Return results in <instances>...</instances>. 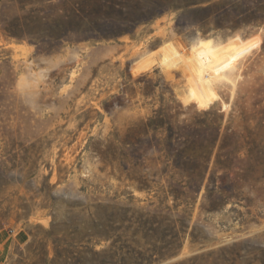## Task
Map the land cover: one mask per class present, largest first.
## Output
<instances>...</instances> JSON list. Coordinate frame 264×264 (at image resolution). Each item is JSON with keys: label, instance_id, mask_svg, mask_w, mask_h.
<instances>
[{"label": "rangeland", "instance_id": "obj_1", "mask_svg": "<svg viewBox=\"0 0 264 264\" xmlns=\"http://www.w3.org/2000/svg\"><path fill=\"white\" fill-rule=\"evenodd\" d=\"M197 36L242 47L207 109L184 64L133 75ZM123 215L128 243L171 240L153 264H264V0H0V264H77Z\"/></svg>", "mask_w": 264, "mask_h": 264}, {"label": "bare ground", "instance_id": "obj_2", "mask_svg": "<svg viewBox=\"0 0 264 264\" xmlns=\"http://www.w3.org/2000/svg\"><path fill=\"white\" fill-rule=\"evenodd\" d=\"M190 41L192 50L188 57H183L179 45L168 39L160 44L157 60L141 57L132 73L139 76L156 63L163 73L169 74L184 64L191 73L186 92L187 101L194 102L198 108L207 109L217 99L213 90L215 84L231 82L228 69L242 52V47L236 38L221 41L219 37L197 36Z\"/></svg>", "mask_w": 264, "mask_h": 264}, {"label": "trees", "instance_id": "obj_3", "mask_svg": "<svg viewBox=\"0 0 264 264\" xmlns=\"http://www.w3.org/2000/svg\"><path fill=\"white\" fill-rule=\"evenodd\" d=\"M197 4L198 3L194 1H186L184 6L186 8L195 7ZM207 9L208 7H195L191 9L190 12H204ZM174 166L178 168V163H175ZM192 176H195L196 178H198V180H201L202 178L201 172H195V175L194 173L189 175L191 183H193ZM174 196L175 198H177L176 195ZM138 215V219L136 220L142 221L143 214L140 213ZM130 219H132V217L126 218L123 215L119 219L121 223L116 225V219L112 218L110 219L111 221H109L108 224L96 225L95 228H97V233H92L91 231L79 236L77 239V245L81 244L82 242H90L93 235L98 236L97 238L102 237L105 241H109L110 243L106 249H103L101 251H95L88 248L84 250L77 249V264H153L155 261L163 258L171 251V240H166L164 238H159V241H146V243L144 244H140L136 240L132 241V244H130L127 240H123L122 234H118V232L122 228L123 221L127 220L129 222ZM154 219L155 218L152 215L149 220L145 219L144 223L149 221L148 223L152 224V221H154ZM152 231L155 233L156 229ZM86 235L88 236L87 239H85ZM147 244L149 245V247H146ZM239 254L240 251L236 250V252L230 254V257L221 256V261L223 262V264H234L236 259L240 258ZM44 255H46L45 252ZM55 256L58 259H63L62 263L66 262L65 258L60 255V252L58 253L56 251ZM193 263L194 259L191 260V264Z\"/></svg>", "mask_w": 264, "mask_h": 264}, {"label": "water", "instance_id": "obj_4", "mask_svg": "<svg viewBox=\"0 0 264 264\" xmlns=\"http://www.w3.org/2000/svg\"><path fill=\"white\" fill-rule=\"evenodd\" d=\"M182 258V250L177 255L158 261L155 264H169Z\"/></svg>", "mask_w": 264, "mask_h": 264}]
</instances>
